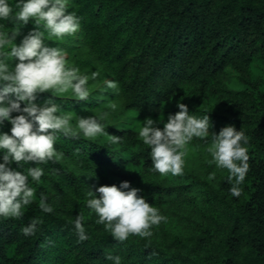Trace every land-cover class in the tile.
<instances>
[{
    "label": "trees",
    "instance_id": "16d2710c",
    "mask_svg": "<svg viewBox=\"0 0 264 264\" xmlns=\"http://www.w3.org/2000/svg\"><path fill=\"white\" fill-rule=\"evenodd\" d=\"M69 11L81 18L80 31L47 43L65 48L70 66L100 76L90 81L87 101L42 93L37 102L52 99L72 112L73 122L107 110L111 101L119 109L104 122L109 136H58L63 157L39 165L45 175L33 183V202L21 217H0V264H113L109 254L121 264H264V0H70ZM33 27L30 22L21 32ZM104 79L118 81L119 92H101ZM178 102L190 113L208 114L210 131L234 125L249 137L239 197L228 191L227 170L207 163V141L198 138L187 146L183 175L149 170L139 127L147 117L166 121ZM9 128L5 123L0 130ZM113 135L121 143L112 144ZM123 181L165 217L149 238L119 242L86 207L87 187ZM41 192L51 213L41 208ZM79 214L84 241L74 228ZM33 219L37 231L25 236L21 229Z\"/></svg>",
    "mask_w": 264,
    "mask_h": 264
},
{
    "label": "clouds",
    "instance_id": "9594fccd",
    "mask_svg": "<svg viewBox=\"0 0 264 264\" xmlns=\"http://www.w3.org/2000/svg\"><path fill=\"white\" fill-rule=\"evenodd\" d=\"M69 5L70 0H0V21L14 25L9 29L0 23V129L5 123L10 125L7 132L0 130V217H21L22 209L33 202L37 192L33 183L39 184L45 175L39 165L63 157L55 147L60 134H82L87 139L109 136L104 122L119 109L118 103L111 101L107 110L97 115L76 116L73 122L72 112L52 99L37 102L42 93H50L52 97L70 94L78 101H87L95 86L90 81L95 82L100 76L98 72L89 74L78 66H70L68 51L47 43L75 37L80 31L81 18L69 11ZM30 22L34 27L23 34L21 29ZM99 90L118 93L119 82L104 79ZM176 107L179 111L169 114L166 121L147 117L139 127L138 139L150 149L149 170L161 176L183 175L187 146L198 138L207 141V163L217 170H227L231 184L228 191L239 197L240 185L249 171V137L234 125L221 128L217 134L210 131L213 125L208 114L190 113L182 102ZM121 141L120 137L110 136L114 145ZM29 163L35 166L24 169ZM215 178L213 171L208 179ZM39 201L44 212L53 211L45 193H40ZM85 203L98 217L96 222L103 224L119 242L133 235L149 238L153 227L165 219L141 195V189L131 187L128 181L95 190L87 187ZM83 221L80 214L74 219L80 241L88 238ZM38 223L33 219L21 231L25 236L34 235ZM105 259L121 264L118 255L109 254Z\"/></svg>",
    "mask_w": 264,
    "mask_h": 264
}]
</instances>
